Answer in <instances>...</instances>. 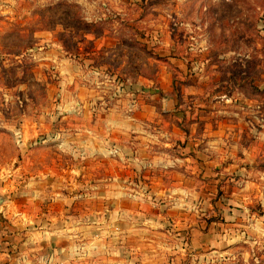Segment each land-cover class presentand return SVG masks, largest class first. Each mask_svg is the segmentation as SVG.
<instances>
[{
  "label": "rangeland",
  "instance_id": "374dc122",
  "mask_svg": "<svg viewBox=\"0 0 264 264\" xmlns=\"http://www.w3.org/2000/svg\"><path fill=\"white\" fill-rule=\"evenodd\" d=\"M198 82L235 128L216 160H148L154 126L101 147L109 109ZM0 197V253L35 262L264 264V0H0Z\"/></svg>",
  "mask_w": 264,
  "mask_h": 264
},
{
  "label": "crops",
  "instance_id": "0c3cea01",
  "mask_svg": "<svg viewBox=\"0 0 264 264\" xmlns=\"http://www.w3.org/2000/svg\"><path fill=\"white\" fill-rule=\"evenodd\" d=\"M169 58H171V61L175 59L171 57V55ZM174 63L176 67L181 72H184V75H186L188 66L185 67L184 64H176V62ZM202 68V65H199L197 68H194L193 66L194 72H196V74H199V79L204 82L206 79L209 80V78L203 73L200 74ZM165 77V79H170L171 81L169 74H165ZM191 77L192 75H189V78ZM203 82L201 83V85H205ZM199 85V82L197 83V85H191V88H193L195 92H193V96L190 97H188V94H186L185 92H182L183 94H180V96L173 94L168 95L166 92H164V95L159 93V95H157L161 102L160 106L157 108L159 110L157 111V109L151 104L142 103V105L145 104L143 105V109L146 112L143 113V117L141 119L135 118L137 113L130 114L129 112H127V109L129 108L130 110L134 105H132L131 107L125 105L123 106V109H120L119 106L109 109V117H106L105 120L101 117L105 121L104 132L109 134L108 139H106L104 133L102 134L101 131V136L99 137L101 147L102 145L104 148L105 145H108V147H110L109 144L113 145V142H116L119 139L120 134H125L129 138L130 134L132 135V133H135L134 129L136 128H138V133L140 134L138 138H141L142 144L145 147L146 141L149 140L145 136L149 133L147 130H149L151 126H154L161 133H164L163 131H166V134L170 133L171 135H174V139H176L177 142L176 145L173 144V142L164 144L165 149L162 150L159 159H155L156 156L154 157L152 153V150L154 148H152L151 146H148V148H143V151L146 154L145 157H147L148 160H170V157L172 156L174 157L173 160H181L183 163H186L188 160H201L202 158H204L205 160H216L214 158L216 156L219 157L218 155L220 154L222 149L229 148L230 146L233 147L234 143L235 145H237V142H234L233 139L230 140L228 138L233 136L231 133L235 131V128L233 130V128L231 129V126H229L228 124H224L225 121H223V118H225L226 114L229 115V112H226L225 110H223L222 112L217 107V104L221 100L220 95L218 96L215 93L210 92L209 90L205 91V89ZM184 86L186 88V92H188L190 86ZM200 90L202 91L200 92ZM70 96L74 97L73 94H71ZM222 97H224V95ZM188 98H191L192 103H189L188 108H181L183 102ZM75 99L76 98L67 103L69 105L68 108L70 106H73L71 105L73 101L75 103H81V101H83V98L80 100L79 98L78 100ZM179 102L181 103L180 106ZM227 102L228 101L226 100V103ZM177 108H180L182 110H178ZM192 109H194V112L189 113L188 110ZM169 114L171 118L170 121H168V119H165ZM183 114H188L189 116L187 120L189 125L188 127L184 126V124L180 120V117L184 116ZM163 116H165V118H163L165 122H158V126L152 124L157 121V118L161 117L162 119ZM190 117L192 118V120H190ZM172 119H177V123H173ZM150 131L153 132L151 129ZM186 131L191 132L189 136L186 134ZM111 132L113 133V138L110 135ZM225 132H229L227 133L228 135ZM172 144L174 145V148H170ZM124 147L130 149L128 145H124ZM110 148L112 149V147ZM171 150L175 151L176 154L172 155ZM196 150L200 151L198 153H195ZM202 152H207V155L203 154ZM212 163L215 162L213 161ZM188 175L192 179V175L190 172H188ZM187 178L188 180L190 179L189 177ZM180 190H185V188L182 186ZM116 207L114 208L117 209ZM1 240L5 241V238H1ZM19 255L14 256L13 254L9 255L8 253H0V264H52L53 262V259L50 256H47L44 259L35 262V260L32 261L28 259L22 253Z\"/></svg>",
  "mask_w": 264,
  "mask_h": 264
},
{
  "label": "water",
  "instance_id": "95a60500",
  "mask_svg": "<svg viewBox=\"0 0 264 264\" xmlns=\"http://www.w3.org/2000/svg\"><path fill=\"white\" fill-rule=\"evenodd\" d=\"M4 200L0 197V206L3 204Z\"/></svg>",
  "mask_w": 264,
  "mask_h": 264
}]
</instances>
